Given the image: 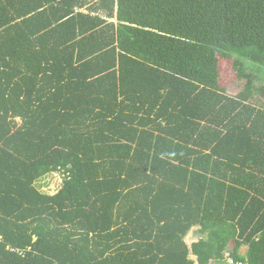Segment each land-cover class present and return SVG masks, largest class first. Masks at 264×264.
<instances>
[{
  "label": "trees",
  "instance_id": "1",
  "mask_svg": "<svg viewBox=\"0 0 264 264\" xmlns=\"http://www.w3.org/2000/svg\"><path fill=\"white\" fill-rule=\"evenodd\" d=\"M246 63L264 0H0V264H264Z\"/></svg>",
  "mask_w": 264,
  "mask_h": 264
},
{
  "label": "rangeland",
  "instance_id": "2",
  "mask_svg": "<svg viewBox=\"0 0 264 264\" xmlns=\"http://www.w3.org/2000/svg\"><path fill=\"white\" fill-rule=\"evenodd\" d=\"M248 65L249 70H252L254 73H259L257 83L262 84L264 80V76L262 72H260L259 68L256 66H252L250 63H246ZM227 80L225 81V86L228 94L236 96L242 90V86L244 81L236 79L235 71L232 69H227ZM256 98V97H255ZM260 103L264 106V98L259 99ZM63 184V176L62 174H49L48 176L41 179L38 183V186L42 188L43 191L48 193H55ZM199 235V236H198ZM200 237V234H195V237ZM194 237V233L190 239Z\"/></svg>",
  "mask_w": 264,
  "mask_h": 264
},
{
  "label": "crops",
  "instance_id": "3",
  "mask_svg": "<svg viewBox=\"0 0 264 264\" xmlns=\"http://www.w3.org/2000/svg\"><path fill=\"white\" fill-rule=\"evenodd\" d=\"M193 233H194V237L193 238H191V240H196L197 238H198V236L197 237H195V234H199L198 232H192V234H191V236L193 235Z\"/></svg>",
  "mask_w": 264,
  "mask_h": 264
},
{
  "label": "built area",
  "instance_id": "4",
  "mask_svg": "<svg viewBox=\"0 0 264 264\" xmlns=\"http://www.w3.org/2000/svg\"><path fill=\"white\" fill-rule=\"evenodd\" d=\"M230 264H235L232 259L230 260ZM239 264H242V263H239Z\"/></svg>",
  "mask_w": 264,
  "mask_h": 264
}]
</instances>
